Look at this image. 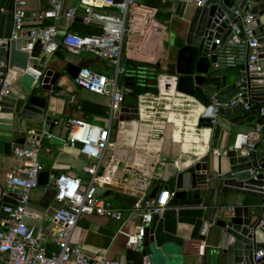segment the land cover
I'll return each instance as SVG.
<instances>
[{
  "label": "crops",
  "instance_id": "0c3cea01",
  "mask_svg": "<svg viewBox=\"0 0 264 264\" xmlns=\"http://www.w3.org/2000/svg\"><path fill=\"white\" fill-rule=\"evenodd\" d=\"M24 1L26 2V26L42 27L43 20H40V15L42 11H54L52 0ZM59 1L61 2L59 16L58 19L54 20L58 41L68 32L81 34L80 32L85 26L82 21L83 9L79 5V0ZM141 1L134 0L136 6L131 9L134 23L131 32L125 34L123 39L121 64L126 70L125 75L121 78L123 84H125V76H131L137 83L143 82L151 71V66L143 64L144 61L154 63L146 54L149 49L140 47L151 23V27H156V24L167 27L168 32L171 31L175 37H178L177 41L180 38L179 36L182 35L180 40L183 44V31L169 28L172 23L170 17L160 11L161 6L169 3H171L170 7L172 9L173 2L157 0V7L150 10L147 7L140 6ZM1 12H3L2 9ZM66 13H69L70 16H66ZM153 37L154 31H152ZM47 57L49 68L59 72L60 76L57 82L51 86L49 92L38 90L35 95L46 99L48 115L52 119H58V124L53 127L50 134H46L40 128L33 134H28L26 139L39 138L41 140L38 158L43 170H55L61 175L79 178L82 185L86 186L91 179V175L84 170L92 168L96 161L81 154L78 145L72 147L65 144L67 121L77 119L104 127L108 118L107 105L109 97L107 95H95L77 87L73 83L72 77L65 70L69 64H73L107 75L112 67L106 61L88 54H70L62 46H59L55 53ZM166 66H170L169 61ZM224 72L245 76L240 69L225 70ZM162 76L167 75H159L157 82ZM232 87L226 86L220 92H226ZM9 90L23 94L22 87L18 82L11 83ZM158 95H140L150 97L148 99L149 106L145 110L153 114V122L156 123L154 125L157 126L158 124L160 127L158 132L154 130L155 128L149 129L147 133L141 132L142 123H146L145 121L148 120L143 119L141 101L138 102V98L133 94L125 96L122 106L138 108L136 123L127 122L120 129L117 117L112 122L109 148L105 152L96 173V189L98 195L114 206H122V204L115 203L113 200L115 193H122L139 199L149 197L153 188L158 187L160 190L162 189L161 196L165 191L163 189L166 188L168 180L173 175L184 170L209 150L216 151L218 149L220 130L216 128L210 132L209 140L202 155H196V141L186 133L185 128L191 123L194 124L193 119L197 121L198 118L191 117L189 119L186 116L188 110L180 104L170 105L169 107L161 106L157 100ZM190 98L198 104L201 100L198 97ZM150 121H152L151 118L148 122L151 125ZM196 124L197 122L195 127ZM191 126L193 125L191 124ZM17 138L18 135L16 134L15 139ZM249 138H252V134L249 135ZM231 144L220 148L227 150V146H231ZM257 154L258 157L264 158V140L258 141ZM20 165L21 162L13 155L10 157L0 156V184L4 183L7 173ZM53 194L54 190L51 188L46 187L44 190L36 188L30 192L27 205V208L36 216V219L28 218L26 222L43 227L46 234L44 243L48 248H51V246L47 234L53 230L52 216L57 207L53 200ZM206 195L207 191L205 190L200 194L198 200L192 201L177 199L174 195L171 196L166 209L162 213L154 215L151 223L146 227L143 245L152 243L157 248H162L166 254H180L183 258L182 264H217L216 259L221 256L218 243L210 238L204 242L190 240L196 220L205 219L206 213L210 210L212 212V208L219 203L218 195H211L207 205L204 206L203 202ZM107 197H111L110 200ZM111 200L114 201V204ZM253 201V199H244L243 203ZM137 224V219H133L122 228L120 223L103 217L83 216L78 220L73 230L71 242L73 245L80 247L84 254L90 258L104 256L108 259H117L125 264L123 252L127 247L125 235L122 232L132 233ZM204 257H206L205 263Z\"/></svg>",
  "mask_w": 264,
  "mask_h": 264
},
{
  "label": "water",
  "instance_id": "95a60500",
  "mask_svg": "<svg viewBox=\"0 0 264 264\" xmlns=\"http://www.w3.org/2000/svg\"><path fill=\"white\" fill-rule=\"evenodd\" d=\"M121 2L122 0H114ZM209 0L205 7H195L193 3H179L175 15L184 24L183 44L176 54L174 75L177 77L176 92L189 97H199L202 112L198 116L196 128L220 130L219 146L198 158L195 162L173 175L163 190L173 193L181 200H198L203 191H207L203 202L207 205L211 195H218L219 203L206 213L205 219L196 220L190 240L204 242L208 238L218 243L221 256L217 264H264V256L254 260L259 250H264V158L258 157L257 144L252 151L246 146L249 135L255 132L256 126L264 127V119L259 117L260 108L264 107V73L250 74L246 66L245 82L251 96V108L244 111L240 105L219 107L213 112L212 98L218 103L229 99L236 92V83L240 76L225 73L215 68L216 48L212 40L220 33L221 44L230 36L227 28L232 19L230 10L234 7L245 10L253 16L254 34L264 42V0ZM54 11L59 15L61 2L52 3ZM1 9L3 12H1ZM13 0H0V39H7L12 26ZM95 12H101L95 10ZM44 11L41 16L44 17ZM227 14V18L221 21ZM233 22H236L233 20ZM54 26V19L44 18L42 27ZM242 37V36H241ZM20 41H7L0 46V89L2 80L13 69H25L30 63L41 72L38 80L23 74L15 82L21 85L23 94L11 92L0 95V156L10 157L16 147L24 146L28 134L41 128L50 134L58 119L48 115L46 99L35 95L36 91L49 92L57 82L60 73L49 68L48 57L40 56L41 44H35L31 54L20 50ZM79 66L69 64L66 73L74 77ZM226 86H233L226 92H220ZM137 107L120 106L115 112L118 126L123 128L127 122L136 123ZM258 117V118H257ZM214 121V123L212 122ZM69 122V120L67 121ZM68 127V124H67ZM18 138L15 139V135ZM234 137V139H232ZM227 150H223L226 147ZM223 150V151H222ZM226 151V155L222 152ZM61 174L55 170H42L38 174V189L54 188V183ZM0 184V205L16 204L15 195H2ZM154 187L149 197H158L161 193ZM244 199L253 202L243 203ZM113 200L125 206H132L137 198L122 193H115ZM126 241V237H125ZM198 252V248H197ZM125 264H182L180 254L164 253L162 248L154 244L143 245L140 250L125 249ZM206 257H204V263Z\"/></svg>",
  "mask_w": 264,
  "mask_h": 264
},
{
  "label": "built area",
  "instance_id": "2783aa9c",
  "mask_svg": "<svg viewBox=\"0 0 264 264\" xmlns=\"http://www.w3.org/2000/svg\"><path fill=\"white\" fill-rule=\"evenodd\" d=\"M57 0H52V3ZM172 1V13L175 14L179 3H193L195 7H205L209 0H164ZM247 2H251L248 0ZM134 0H79L83 9L82 21L85 25H94L102 31L99 34L81 35L65 33L61 40H57V30L51 27L26 26V2L15 0L12 9V26L7 39H0V46L7 41H20V50L31 54L36 43L41 44V55L55 53L59 46L74 55L88 53L96 58L106 61L112 67V75L96 73L90 68L80 67L72 78L73 83L89 93L107 95L108 118L104 127L92 125L81 120H69L66 129L65 144L79 146V152L96 161V164L84 171L91 175L86 186L82 185L79 178L61 175L54 183L53 200L57 207L52 216L53 230L49 231L48 248L44 243L45 231L41 226L28 224L26 220L36 219V216L27 208L29 194L38 187V174L43 170L38 158L41 147L39 138L26 139L24 146L16 147L13 157L21 165L5 175L2 184V195L8 193L15 195L16 204L0 205V264H122L117 259H108L104 256L90 258L83 250L73 245L71 237L78 220L83 216H99L121 224L125 227L133 219L138 224L132 233L122 232L126 237V247L140 250L143 245L146 227L151 223L154 215L162 213L173 193L165 190L159 197L139 198L132 206H114L97 194L96 173L103 156L109 148V136L112 122L116 120L115 112L122 106L126 95H131L132 90L121 82L125 75L122 61V44L124 35L131 32L133 26V13L131 7ZM99 10L101 12H95ZM45 12V11H44ZM232 19L227 28L231 29L230 36L221 44V37L212 40L216 48L212 51L215 56V68L218 70H239L246 66L250 74L264 73V42L254 34V20L245 7H234L230 10ZM55 11H47L44 18L58 19ZM66 16H70L66 13ZM225 14L221 21L227 18ZM235 20L236 22H233ZM242 36V37H241ZM1 82L0 95H6L11 83L23 74L31 75L38 80L41 72L28 63L25 69H13ZM244 72V71H241ZM239 75V74H238ZM240 76L236 83V92L227 100L218 103L212 98L213 112L219 107L229 108L240 105L244 111L251 108V96L246 87L245 76ZM174 84L176 91L177 77L168 76ZM159 93V80L157 82ZM142 96H138V102ZM259 117L264 119V107L259 110ZM214 123V121H212ZM49 137V136H48ZM264 140V127L257 125L252 138L248 139L247 150L252 151L258 141ZM226 155V151L222 152ZM264 211V203L262 204ZM264 256V250H259L254 255V260Z\"/></svg>",
  "mask_w": 264,
  "mask_h": 264
},
{
  "label": "trees",
  "instance_id": "16d2710c",
  "mask_svg": "<svg viewBox=\"0 0 264 264\" xmlns=\"http://www.w3.org/2000/svg\"><path fill=\"white\" fill-rule=\"evenodd\" d=\"M147 1V2H146ZM157 3V4H156ZM158 5V1L157 0H142L140 2V6H144L147 7L150 10H153L157 7ZM136 6V5H135ZM166 16H168V14H166ZM184 30V27L182 26V31ZM101 29L97 26L94 25H85L83 30L80 32L81 35H93V34H99L101 33ZM179 46L182 47V42L181 40H178L177 43ZM134 62H138V61H134ZM145 65H149L151 66V71L148 73L147 77H145V79L143 80V82H136L131 76H125L124 78V83L127 87H129L132 90V94L135 97H138L140 95H158V88H157V77L159 75H168V76H173L174 73V65L172 67L171 70L167 71V73H163L161 71V62L160 60H157L154 63H148L147 61H144ZM146 66V67H147ZM125 68V67H124ZM199 98V97H198ZM150 97L148 96H142L140 98L141 101V112L143 114V119L144 120H148L145 121L146 123H142L143 126L140 127L141 132L143 131L144 133H147L149 131V129H153L156 132L159 131L158 128L159 125L157 124V126H155L154 124H156L155 122H153V114L151 112H147L145 109H147V107L149 106V100ZM157 100L159 101L161 106H166L169 107L170 105H182L184 107H186L187 111V117H189V119L192 118H198V116L201 113L202 107L200 104L198 103H194L195 101L193 99H191L189 96H182L180 95L178 92H176L174 90V84L172 82V80L170 79V77L167 76H162L159 79V95L157 97ZM169 103V104H168ZM191 103L195 104L192 105ZM149 118H151L152 121L151 125L149 122ZM143 120V122H144ZM193 123H191L193 126H191V124H189V126L187 128H185V131L187 134H189L195 141H196V148H195V153L196 155H202V153L205 150L206 144L209 140V134H210V130L209 129H202V128H196L195 127V123L197 121H194L193 119Z\"/></svg>",
  "mask_w": 264,
  "mask_h": 264
},
{
  "label": "rangeland",
  "instance_id": "374dc122",
  "mask_svg": "<svg viewBox=\"0 0 264 264\" xmlns=\"http://www.w3.org/2000/svg\"><path fill=\"white\" fill-rule=\"evenodd\" d=\"M170 4L171 3L164 5V6H161L160 11L164 12V14L165 13L168 14L167 17H170L172 23L169 25V28H171L173 30H177V31H182V25L184 24V22L180 18H178L176 15L171 13ZM134 8H135V4H134V6L131 7V9H134ZM154 24H156V23H154ZM151 26H152V23L147 28L146 36H145L144 40L141 41L140 47H145V48L149 49V51H147L146 54H148V57L151 58L153 62H156L157 60L160 59V62L162 65L161 66L162 71H163V73H167V71L171 70L173 65H175L176 54L181 47L178 44H176V42H177L176 39H178V37H175L171 31L168 32L169 29L162 24H156L155 25L156 27H154V26L151 27ZM152 31H154V37L153 38H152ZM179 37L182 38V35H180ZM180 38H179V40H180ZM150 40H151V42H149ZM169 52H170V54H169ZM87 54L88 53H82V55H87ZM88 55H90V54H88ZM174 57H175V59H174ZM149 58H148V60H149ZM168 61L170 62L169 67L166 66V63H168ZM112 72H113V70L110 69L107 75L111 76ZM107 198H108V200H110L109 198H111V197H107ZM111 202L114 204L113 200H111Z\"/></svg>",
  "mask_w": 264,
  "mask_h": 264
}]
</instances>
